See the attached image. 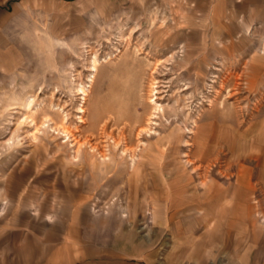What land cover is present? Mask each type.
Masks as SVG:
<instances>
[{
    "label": "rangeland",
    "instance_id": "1",
    "mask_svg": "<svg viewBox=\"0 0 264 264\" xmlns=\"http://www.w3.org/2000/svg\"><path fill=\"white\" fill-rule=\"evenodd\" d=\"M244 132L264 139V0H0L14 232L57 222L143 264H262L264 174L246 202L195 207L204 178L229 188L217 177L232 154H264ZM165 180L185 201L166 212Z\"/></svg>",
    "mask_w": 264,
    "mask_h": 264
},
{
    "label": "crops",
    "instance_id": "2",
    "mask_svg": "<svg viewBox=\"0 0 264 264\" xmlns=\"http://www.w3.org/2000/svg\"><path fill=\"white\" fill-rule=\"evenodd\" d=\"M116 1L118 3H125L129 0ZM134 1H139V3L145 2L148 5L156 0ZM217 6L219 7V5ZM243 137L246 143L245 146L248 148L254 145L259 147L264 142L262 137L252 141L249 139V132H244ZM226 167L224 171H219L220 175L217 178L225 179L229 184V188L219 189V193L215 196L217 190L216 180L214 178L210 180L204 178L205 180L201 183L202 188L198 189L200 192L198 198L203 199V202H208L202 204L200 201H194L196 202L195 207L203 205L204 208L210 210L216 203L222 205L227 202V205H231L232 201H230L231 199L228 200L227 196H230L232 199L236 196L241 201L246 202L248 194L257 190L258 185L254 184V179L263 178L264 154L261 152L253 154L246 153L236 157L232 154L228 159ZM233 167H237L239 173L236 177L235 185L230 186V179L227 176H229ZM262 182L260 183V192L264 189V181ZM174 186L167 180L163 183L162 188L168 194L166 199L162 200L164 212L185 203L182 199L175 198L173 192L177 191H175ZM177 186H182L181 182L177 183ZM19 190L17 189L16 193ZM169 194H171V198H169ZM8 198L12 201L11 194H9ZM4 204H8V202L4 201ZM158 210L154 207L155 214ZM253 211L256 210L253 209ZM258 214L255 212L253 217L256 218ZM154 220H156L155 216ZM17 224L22 225L23 223L19 221ZM12 226H14L13 222L8 220L6 214H0V264H143L140 260L118 256L116 251L111 250L107 246H103L99 242L93 243L91 235H87L86 232H82V230H79L74 225L60 224L57 222L42 224L38 225L41 228L37 229L36 234H24L19 231L14 232ZM255 243L259 246L258 239ZM253 260L264 264V255L261 253V247L256 250V254L253 255Z\"/></svg>",
    "mask_w": 264,
    "mask_h": 264
},
{
    "label": "bare ground",
    "instance_id": "3",
    "mask_svg": "<svg viewBox=\"0 0 264 264\" xmlns=\"http://www.w3.org/2000/svg\"><path fill=\"white\" fill-rule=\"evenodd\" d=\"M93 68H94L93 71L97 72V64L96 63H94ZM155 89H156V87L153 85V87H152V97L149 98V103L154 107V109H156V110L159 109L160 110V106L158 105L157 98L155 97V95H156Z\"/></svg>",
    "mask_w": 264,
    "mask_h": 264
}]
</instances>
